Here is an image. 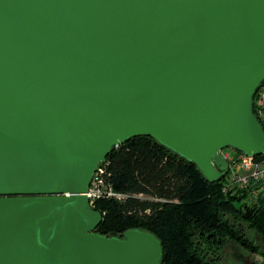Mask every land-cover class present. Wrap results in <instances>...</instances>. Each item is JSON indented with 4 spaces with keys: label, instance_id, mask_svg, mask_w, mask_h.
Masks as SVG:
<instances>
[{
    "label": "water",
    "instance_id": "1",
    "mask_svg": "<svg viewBox=\"0 0 264 264\" xmlns=\"http://www.w3.org/2000/svg\"><path fill=\"white\" fill-rule=\"evenodd\" d=\"M264 0H0V264H162L152 233H96L111 151L154 138L224 178L264 154Z\"/></svg>",
    "mask_w": 264,
    "mask_h": 264
},
{
    "label": "trees",
    "instance_id": "2",
    "mask_svg": "<svg viewBox=\"0 0 264 264\" xmlns=\"http://www.w3.org/2000/svg\"><path fill=\"white\" fill-rule=\"evenodd\" d=\"M105 179L126 198L95 203L103 216L96 233L148 231L161 242L162 264H219L231 243L264 260V208L243 205L237 193L223 191L222 181L209 182L195 163L154 138L115 147Z\"/></svg>",
    "mask_w": 264,
    "mask_h": 264
},
{
    "label": "built area",
    "instance_id": "3",
    "mask_svg": "<svg viewBox=\"0 0 264 264\" xmlns=\"http://www.w3.org/2000/svg\"><path fill=\"white\" fill-rule=\"evenodd\" d=\"M254 114L264 128V81L257 90L253 101ZM227 162L223 182L225 193H237L242 197V204L264 208V154L260 156L246 155L233 148L218 151ZM106 162L101 164L94 173L87 198L94 208L95 203L102 199L122 201L125 194L118 193L106 182Z\"/></svg>",
    "mask_w": 264,
    "mask_h": 264
},
{
    "label": "rangeland",
    "instance_id": "4",
    "mask_svg": "<svg viewBox=\"0 0 264 264\" xmlns=\"http://www.w3.org/2000/svg\"><path fill=\"white\" fill-rule=\"evenodd\" d=\"M249 237L254 238V233H249ZM222 264H264V260L258 256H249L237 245L230 244L225 252V261Z\"/></svg>",
    "mask_w": 264,
    "mask_h": 264
},
{
    "label": "flooded vegetation",
    "instance_id": "5",
    "mask_svg": "<svg viewBox=\"0 0 264 264\" xmlns=\"http://www.w3.org/2000/svg\"><path fill=\"white\" fill-rule=\"evenodd\" d=\"M231 244H233V243H231ZM230 245V244H229ZM234 245H236V244H234ZM227 249V248H226ZM226 249H225V251H224V258H223V261L221 262V263H219V264H222L224 261H225V252H226Z\"/></svg>",
    "mask_w": 264,
    "mask_h": 264
}]
</instances>
